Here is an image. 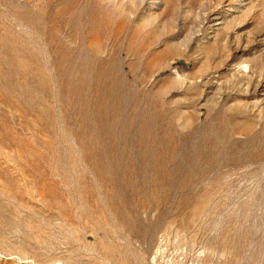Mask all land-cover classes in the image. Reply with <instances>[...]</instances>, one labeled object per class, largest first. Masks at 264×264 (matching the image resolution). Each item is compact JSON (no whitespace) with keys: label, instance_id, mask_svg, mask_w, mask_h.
<instances>
[{"label":"rangeland","instance_id":"obj_1","mask_svg":"<svg viewBox=\"0 0 264 264\" xmlns=\"http://www.w3.org/2000/svg\"><path fill=\"white\" fill-rule=\"evenodd\" d=\"M0 264H264V0H0Z\"/></svg>","mask_w":264,"mask_h":264}]
</instances>
